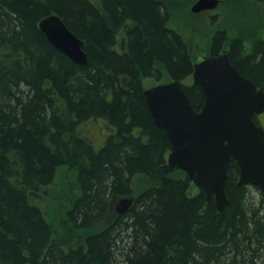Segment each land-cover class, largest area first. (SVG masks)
Returning <instances> with one entry per match:
<instances>
[{"label":"trees","instance_id":"16d2710c","mask_svg":"<svg viewBox=\"0 0 264 264\" xmlns=\"http://www.w3.org/2000/svg\"><path fill=\"white\" fill-rule=\"evenodd\" d=\"M167 1L0 0V264H264V194L238 185L236 162L222 212L168 165L145 81L184 82L197 111L204 97ZM49 15L84 42L86 66L47 40ZM223 51L264 91V39L217 28L208 53ZM93 121L111 129L101 148L82 135ZM66 169L76 194L57 229L39 201ZM125 197L134 204L120 215Z\"/></svg>","mask_w":264,"mask_h":264},{"label":"water","instance_id":"95a60500","mask_svg":"<svg viewBox=\"0 0 264 264\" xmlns=\"http://www.w3.org/2000/svg\"><path fill=\"white\" fill-rule=\"evenodd\" d=\"M219 1L198 0L192 12L213 10ZM39 28L72 62L88 64L84 42L59 16L43 18ZM193 81L204 97L200 111L179 80L146 89L144 95L155 125L168 134L169 167L184 171L222 212L229 204L226 185L233 161L240 170L238 185L258 187L264 194V128L254 121L264 114V91L240 73L227 53L196 63ZM133 203V198L122 199L117 213L126 214Z\"/></svg>","mask_w":264,"mask_h":264},{"label":"rangeland","instance_id":"374dc122","mask_svg":"<svg viewBox=\"0 0 264 264\" xmlns=\"http://www.w3.org/2000/svg\"><path fill=\"white\" fill-rule=\"evenodd\" d=\"M196 1H167L171 5L170 9H174L170 26L183 34L195 62L209 56L210 41L217 28L220 29L225 26L230 30L232 36H245L248 45H251L255 39H264L263 5L252 4L247 0H221L215 10L194 14L192 7ZM235 19H237L236 22ZM156 84L158 83L149 79L145 81L144 87L149 89ZM262 119H264V116ZM81 129L83 136H86L94 144L100 145H95L96 148H101L104 145H101L104 139L111 133V129L101 121L85 124ZM74 183V174L68 172L67 169L64 170L60 174L55 187L50 190V194H52L51 197H48L50 200L48 201L46 197L41 196L42 200L39 201L40 203L44 202L45 213L57 229L61 227V219L64 218L69 198L71 199L76 194V190L72 187ZM147 184L146 180L136 179V187L142 189ZM193 188L196 192L197 188L195 186ZM252 194L255 195L256 193L252 192ZM34 199L39 200L36 197ZM122 199L118 200L116 205Z\"/></svg>","mask_w":264,"mask_h":264},{"label":"flooded vegetation","instance_id":"af4514ba","mask_svg":"<svg viewBox=\"0 0 264 264\" xmlns=\"http://www.w3.org/2000/svg\"><path fill=\"white\" fill-rule=\"evenodd\" d=\"M263 116H264V114L261 115L258 120H259V124L264 126V119H262Z\"/></svg>","mask_w":264,"mask_h":264},{"label":"bare ground","instance_id":"6f19581e","mask_svg":"<svg viewBox=\"0 0 264 264\" xmlns=\"http://www.w3.org/2000/svg\"><path fill=\"white\" fill-rule=\"evenodd\" d=\"M45 35V34H44ZM47 38V37H46ZM79 38V37H78ZM48 40V39H47ZM195 186V185H194ZM195 188H197L196 186H195ZM196 190V189H195ZM199 189L197 188V190L196 191H198ZM126 198H133V197H126ZM134 199V198H133Z\"/></svg>","mask_w":264,"mask_h":264}]
</instances>
